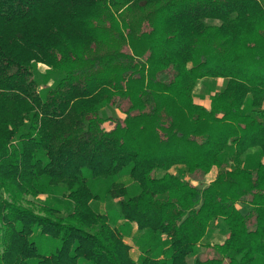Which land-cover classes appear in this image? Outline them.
Segmentation results:
<instances>
[{
    "label": "trees",
    "instance_id": "16d2710c",
    "mask_svg": "<svg viewBox=\"0 0 264 264\" xmlns=\"http://www.w3.org/2000/svg\"><path fill=\"white\" fill-rule=\"evenodd\" d=\"M0 264H264V0H0Z\"/></svg>",
    "mask_w": 264,
    "mask_h": 264
},
{
    "label": "rangeland",
    "instance_id": "374dc122",
    "mask_svg": "<svg viewBox=\"0 0 264 264\" xmlns=\"http://www.w3.org/2000/svg\"><path fill=\"white\" fill-rule=\"evenodd\" d=\"M48 69H50L48 66L44 65V64H39L38 65V71L41 74H44ZM226 82L225 80H209V81H200L199 84L197 85V91H196V95L195 98H199L204 100L205 99V95H211V93H215L217 91L223 90V88L225 87ZM202 93V94H201ZM102 115L106 118L108 117H112V118H118V117H123L122 113L116 109V108H112V107H106L103 111H102ZM107 128L109 127V124H106ZM173 173L178 174V175H182L184 174L182 171V168H174L172 170ZM159 177L164 175L163 172H158L157 174ZM184 176L195 186H199V187H205L207 186L208 183V177L206 176H201V175H195V176H189V175H185ZM110 181L106 180V179H97V180H92L90 185L92 186V188L98 192V194L101 197L100 201H95V202H91L92 203V208L96 211V212H108L109 214H113L114 210L117 211V200H113L111 199L109 196H107L106 194V189L109 186ZM46 195H42L40 196L41 199H45ZM216 226L211 228L210 231L208 232V235L206 236V238L204 239L203 243L204 244H217V243H223L224 240L227 238L228 236V231L226 229V227L224 226V224L222 223V221H217L216 222ZM113 225V223H112ZM126 242L131 245V255L132 257L137 261V262H141L142 260V256H143V251L140 249L141 246L140 244L138 245L137 243V239L135 238H128L126 237ZM144 243V242H143ZM157 244L156 240H151L150 242V246L153 244ZM144 246L146 247V243H144ZM196 255L192 256L191 258H189V262L192 263L194 258L196 256H199L202 260L205 261V259L208 258H212L216 255L215 251L212 250L211 248H208L207 246H199L198 249L196 250Z\"/></svg>",
    "mask_w": 264,
    "mask_h": 264
},
{
    "label": "crops",
    "instance_id": "0c3cea01",
    "mask_svg": "<svg viewBox=\"0 0 264 264\" xmlns=\"http://www.w3.org/2000/svg\"><path fill=\"white\" fill-rule=\"evenodd\" d=\"M209 80H223V79H204V80H201V81H209ZM199 84V83H198ZM196 91H197V88L195 89V92H194V94L196 95ZM218 92V91H217ZM202 94V93H201ZM214 93H211V95H208V96H206L205 95V99L204 100H202V99H197V98H195V102H197V103H199V104H201V105H203V106H205V107H209V105H210V99H211V96L213 95ZM217 174H218V168H216V167H214V168H212V170L208 173V175L206 176V177H208L209 179V181H208V183H207V185L209 184V183H211L212 181H214L215 179H216V177H218L217 176Z\"/></svg>",
    "mask_w": 264,
    "mask_h": 264
}]
</instances>
